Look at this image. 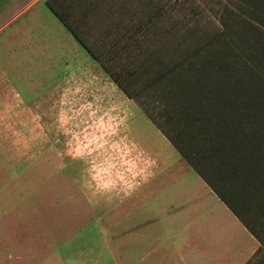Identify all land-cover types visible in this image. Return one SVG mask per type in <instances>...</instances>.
<instances>
[{"label":"rangeland","instance_id":"rangeland-1","mask_svg":"<svg viewBox=\"0 0 264 264\" xmlns=\"http://www.w3.org/2000/svg\"><path fill=\"white\" fill-rule=\"evenodd\" d=\"M156 2L172 8L175 4V8L157 20L152 19L151 11L146 15L144 6L139 20H133L128 11L123 19L112 16L98 20L111 35L103 42L107 48H96L100 46L93 40L96 37L90 41L100 58L99 74V64L54 16V26L44 21L45 29L51 27V34L35 37L37 48H0L2 74L14 83L28 105L42 102L57 82L79 68L101 77L100 81L85 77L68 84V95L52 101L53 117L22 119V124H33L32 129L37 127L40 133L25 132L27 126L21 133H0V140L18 141L22 146L7 148L4 160L0 157V172H3L0 174V264H156L158 254H148L157 244L162 246V251L176 254L179 250L187 257H195L201 250L206 254L207 264H238L251 254L250 237L234 215L215 195H206L188 183L187 179L197 178L196 173L184 172L187 165L143 112L133 110L130 114L128 109L142 110L144 104L143 108L157 120L160 116L159 122H165L162 114L167 111L159 102L160 95L154 89L137 92L136 88L146 89L142 88L145 81L151 82L162 71L179 63V57H187L198 48H205L203 54L193 62L184 63L177 85L193 92V85L197 84L205 98L213 78L195 73L193 67L206 65L204 54L213 56L221 51L236 57L238 66L255 69L256 105L253 108L248 106V101L242 102L239 112L245 116L241 125L251 123L254 127L253 131L250 126L244 127L256 138L253 149L264 148V0ZM3 4L1 0L0 5ZM42 8H46L44 3L36 10ZM4 22L0 17V27ZM31 24L37 28L35 23ZM123 30H127L125 35ZM3 35L0 34V40ZM42 45L47 48H38ZM149 52L154 67L146 70ZM104 65L119 78L121 74L128 77V69L138 71L134 79L121 78L134 91L136 100L126 104L118 97L107 100L111 92L120 91L116 85L108 90L104 79L110 77ZM93 84L102 87V95L96 96L98 101L82 100L96 91L91 88ZM204 111L202 108L197 112ZM173 127L166 125L171 133ZM128 139L158 159L163 171L170 168L167 174L173 185L169 194L188 193L191 200L186 205L191 214L186 212L179 218L177 209L173 210L178 200L172 197L168 204L164 203L161 193L144 202L135 201L134 190L140 182L137 180L143 163H138L141 154L136 147H128ZM30 140L37 142L38 148H28ZM48 153H52L53 164L44 162ZM257 154H263L262 148ZM143 158L151 166L150 157ZM164 160L169 165L164 166ZM255 162L264 163V158L261 161L256 158ZM261 175L263 178L258 175L259 180L252 181L253 188L246 181L223 180L237 203L245 204L247 214L243 217L260 241V251L248 264H264V170ZM60 180H64L65 187L60 185ZM174 184L177 186L173 187ZM66 188L71 190L68 192ZM70 193L83 200V208L66 206L75 199L66 195ZM128 193H131L129 197ZM229 197L234 201L233 195ZM165 210H172L171 220L164 214ZM209 211L213 216L211 224ZM163 219L168 222L164 230L152 229L157 241L141 244L140 233L146 226L136 228V223L146 220L147 226H156ZM195 219L197 223L189 222ZM132 240L135 245L131 244Z\"/></svg>","mask_w":264,"mask_h":264},{"label":"trees","instance_id":"trees-1","mask_svg":"<svg viewBox=\"0 0 264 264\" xmlns=\"http://www.w3.org/2000/svg\"><path fill=\"white\" fill-rule=\"evenodd\" d=\"M91 1L101 4L107 0ZM47 3L93 59L99 61L100 58L93 49L95 46L90 42L93 38L88 34V30L91 29V26L97 28L96 32L102 35V40H107L110 36H105L101 31L103 28L99 21L91 25V20L89 22L76 15L77 12H89L94 6L88 5V0H48ZM143 6L144 9L147 7L146 15L151 11L152 19L156 20L161 18L160 16H164V13L172 12L175 8V4L173 8L167 5L166 7L159 6L156 0H128L127 11L133 20L142 18L140 13H144L141 10ZM93 31L95 32V30ZM204 50L205 48H198L193 53H189L187 57H179L178 65L176 64L168 71H162L149 83L145 81L142 88L146 89L136 88V91L145 92L154 89V92L160 95L159 102L163 103L164 109L167 111L162 114L165 117V122H159L160 116L157 120L149 110L143 108L144 104L141 106L143 113L178 154L258 239L250 224L243 217L247 214L245 204L237 203L232 191L225 188L228 183L223 181L224 179L236 183L246 181L249 188H253L252 181L255 179L258 181V175L263 178L261 173L264 170V163H258L255 160L257 158L261 161L264 158V148L256 146L253 149L256 138L253 137V133L249 134V132L250 129L253 131L254 127L249 123L245 125L250 126V129L248 128V131L244 129L246 126L241 125V119L245 116L239 112L242 102H249L248 106L253 108L256 105L258 97L253 84L256 76L255 69L238 66L236 57L226 56L221 51L215 52L213 56L204 54L206 55L204 58L207 59L204 61L206 65L199 68L193 67L195 73L213 78L210 85L211 90L205 98H202L201 89L197 84L193 85V92H189L177 85V82L182 77L181 71L184 68V63L195 60L201 53L203 54ZM148 56L149 58L145 61L149 64L145 65L146 70L154 67L152 52H149ZM158 58L159 56L156 57V59ZM104 67L123 92L130 99L136 100L137 96L134 91L127 88L125 82L121 80L127 76L124 77L121 74V78H119L105 65ZM137 74V70L128 69L129 78L134 79ZM155 75L157 76V73ZM202 108L206 111L197 112ZM166 125L175 126L173 133L166 129ZM260 148L263 151L262 155L257 154ZM255 150L258 151L254 152ZM253 176L255 178L252 179ZM230 195H233L234 201L230 199Z\"/></svg>","mask_w":264,"mask_h":264},{"label":"crops","instance_id":"crops-1","mask_svg":"<svg viewBox=\"0 0 264 264\" xmlns=\"http://www.w3.org/2000/svg\"><path fill=\"white\" fill-rule=\"evenodd\" d=\"M48 0H3L4 4L0 5L3 6L0 8V17L5 20V22L1 25L0 27V34H4L1 37L0 40V48H26V47H31V48H37L36 46V41L35 37L40 36H48L51 33L49 32V29H45V26H47L44 21L48 20L50 22L51 26H54V20L53 16L61 23L65 29L70 33V35L75 39V41L78 43V45L83 48L85 51V47L76 39V37L73 35V33L69 30V28L60 20V18L51 10V8L48 6L47 3ZM89 4L93 5L94 8L91 9L89 12H77V16L85 18L84 20L89 21L92 24L94 22H97L100 19H107L109 17L117 18L120 17L123 19V17L127 15V6H128V0H107L104 3L97 4L95 2H92L91 0H88ZM1 3V0H0ZM44 3L45 4V10L44 8L40 9L37 11L38 7ZM91 20V21H90ZM94 20V21H93ZM23 22V23H22ZM27 22H30L29 24ZM31 23H35L37 28L35 29V26L32 25ZM37 23H39L37 25ZM95 27L91 26V29H89V35L94 38V42H97L100 46H97L96 48H107L103 42L105 40H102V35L98 32H96ZM95 30V32L93 31ZM38 31V33L36 32ZM105 36H111L110 33L104 29L101 30ZM124 31V30H123ZM127 30L124 31V33ZM37 33V34H36ZM97 33V34H96ZM38 48H47L45 45H42ZM108 48H111L110 45H108ZM88 53V51H87ZM89 54V53H88ZM90 55V54H89ZM91 56V55H90ZM93 59V57L91 56ZM96 63L99 64L100 69L97 70V74H99L101 70V64L99 61H96L93 59ZM3 67L0 65V133H21L23 127L25 128V132H28L31 134L33 133H40L37 130V127L35 129L33 128V124L29 125H24L22 124V119L26 118H32V117H38V116H49L50 118L54 116V107L52 101L57 98V97H63L66 94L68 88L66 87L68 84L72 83L75 79H80L85 77H92L93 80H101V77H96L93 72H88L85 73L82 71L80 68L77 71H73L70 75L67 77L61 79L60 82H57L55 85V88L49 92L48 96L45 97V99L42 102H34L31 105H28L24 102V99L22 96L18 93L17 89L15 88V85L10 79L5 75L2 74ZM95 73V72H94ZM109 75V74H108ZM99 76V75H98ZM111 78V76L109 75ZM98 78V79H97ZM110 78L104 79L106 85L108 86V90L111 89L112 86H117L119 88V93L111 92V96L107 98V100H112V98L118 97L121 101H123L124 104L127 103V101H132L133 99H130L124 92L123 90L116 84V82ZM111 82V83H110ZM92 89L96 90L92 95H88L87 99H82V100H90V101H98L96 100V96L100 97L102 95V87L96 88L95 84L92 85ZM87 89L91 90L90 88L87 87ZM116 89V88H112ZM104 92V88H103ZM84 95H87V93H84ZM80 97V96H79ZM134 101V100H133ZM98 105V102L95 103ZM136 107V106H135ZM137 109H128V113L132 114L131 112L133 110L135 111H141L138 107ZM40 110L41 112H38ZM125 116H128L125 114ZM29 127V128H28ZM167 140V139H166ZM168 141V140H167ZM169 142V141H168ZM128 147L130 145L136 147L137 151L141 154L138 160V163L141 162L142 170L140 174H138V180H140L138 186L134 190V192L137 193L135 201L139 202H144L145 200H149L154 196H159V193L163 195V202L164 203H169L170 199L173 200L172 197H174V200H178L177 208H173V210L177 209L176 215L180 218L185 215L187 210H189L188 206L186 205L187 203H190L191 198L188 196V193L184 194L183 191L176 192V193H171L169 194V189L173 185L172 179L169 177V174H167V171L170 168H167L163 171L162 168V163L158 159H155L152 157V155L148 154L142 147L133 141H130L128 139ZM27 145V144H26ZM171 145V144H170ZM172 146V145H171ZM173 147V146H172ZM10 148V149H21V142L18 141H10V140H0V157L4 160V150ZM27 148V147H26ZM28 148L33 149V148H38L37 142L30 140L28 142ZM177 152V151H176ZM178 153V152H177ZM179 155V154H178ZM150 157V160L152 161L151 166H149L148 159L147 161L143 162V157ZM52 153H48L45 155V163L53 164L52 161ZM181 161L185 163L187 168H185V171H188L187 174L190 173V171H194L192 167L179 155ZM2 160V162H3ZM167 160H164V166L169 165ZM163 166V167H164ZM4 171V170H3ZM195 172V171H194ZM196 173V172H195ZM0 174H3V172ZM197 175V178H190L187 179L188 183H192L196 185L198 188H200L201 192L209 193L210 195H215L217 199L227 207V209L234 215V217L239 221L241 226L243 227V231H245L249 237H250V246H251V254L247 256L245 259L241 260L238 264H248V261L260 251V242L259 240L248 230V228L244 225V223L230 210V208L219 198V196L206 184V182L200 177V175ZM182 177V176H180ZM160 178V179H159ZM60 185L65 187L64 180H60ZM177 184H174L173 187H176ZM63 190V188H61ZM65 190V189H64ZM66 190H71L66 188ZM70 194L72 196H70ZM66 194L69 197H72L74 199V202L71 201L66 206H76V210H79L78 208H83L84 203L83 200L78 197L76 194ZM131 193H128V197ZM197 198V197H196ZM72 199V200H73ZM80 205V207H79ZM196 206V205H195ZM194 206V207H195ZM165 207V204H164ZM110 209V206L108 207ZM166 211V210H165ZM172 211V210H171ZM171 211H166L164 214L169 215ZM187 213L191 214L190 211ZM169 220H171L172 216L169 215ZM212 212L209 211V224L212 223ZM200 220H202L200 218ZM207 222V220H205ZM162 224H156V226H147L146 220L140 221V223H136V228L141 227L144 231L140 233L142 242L146 241V244L151 243V242H156L155 240L152 229H157L156 231L159 230H164L167 226V221L165 219L162 220ZM197 223V219L194 221L191 220L189 221ZM205 222V223H206ZM201 229L203 227H200ZM130 230L128 229V235L130 234ZM170 241V240H169ZM129 243V241H128ZM186 243H190L187 241ZM134 244V241L132 240V243ZM163 248L160 244H157V246L154 247V250L148 254V256H152L153 253L158 254L156 257V264H207L208 260L206 257V254L200 250L199 255L195 257H187L182 254L181 251L178 250L176 254L164 250L162 251ZM21 255V251L18 253V256ZM193 259V260H192ZM192 260V261H190ZM250 262V261H249ZM210 264V263H209Z\"/></svg>","mask_w":264,"mask_h":264}]
</instances>
